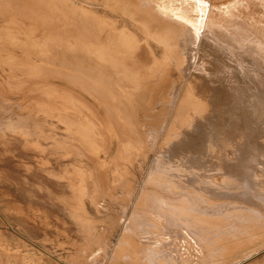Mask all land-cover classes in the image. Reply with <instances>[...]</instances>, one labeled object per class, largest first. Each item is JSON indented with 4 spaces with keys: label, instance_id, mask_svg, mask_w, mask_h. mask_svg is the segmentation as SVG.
I'll return each mask as SVG.
<instances>
[{
    "label": "bare ground",
    "instance_id": "bare-ground-1",
    "mask_svg": "<svg viewBox=\"0 0 264 264\" xmlns=\"http://www.w3.org/2000/svg\"><path fill=\"white\" fill-rule=\"evenodd\" d=\"M5 158L20 264H264V0H0Z\"/></svg>",
    "mask_w": 264,
    "mask_h": 264
},
{
    "label": "rangeland",
    "instance_id": "rangeland-1",
    "mask_svg": "<svg viewBox=\"0 0 264 264\" xmlns=\"http://www.w3.org/2000/svg\"><path fill=\"white\" fill-rule=\"evenodd\" d=\"M211 5H220L222 4L224 1L226 0H211L213 1L211 3L210 0H207ZM159 59L160 58V55L157 56ZM26 92H24L22 95L20 96H15L14 97V101H19L21 102L22 99H24L26 97ZM194 105V106H193ZM193 105H190V106H187L185 108L186 112H184V116L187 118V121L188 122H192L194 121L195 119L197 118H200L204 115V112L206 110V106H202L203 104L200 103V104H193ZM196 107V108H195ZM194 108V109H193ZM203 108V109H202ZM190 109V110H189ZM190 112H188V111ZM201 110V111H200ZM196 114V115H195ZM195 115V116H194ZM200 115V116H199ZM195 117V118H194ZM163 146H166V145H163ZM168 146V145H167ZM163 149V148H162ZM20 157H17L18 160H23V161H26V162H30L31 159L29 158V156H25V155H18ZM24 156V158L22 157ZM27 159H26V158ZM10 158H5V159H2L0 160L1 163H0V170H4L6 171V175H8L7 177L11 180H13L15 183L19 184V186L22 188L23 185V180H27L29 181L28 183L30 182H33L34 181V177L32 176H29L27 174H24V172L17 168L16 167V163L15 161H18L17 159H10L11 162L9 161ZM26 159V160H25ZM30 160V161H29ZM151 160V159H150ZM14 161V162H13ZM3 163V164H2ZM9 163V165L11 166H7ZM7 164V165H6ZM9 167V168H8ZM2 168V169H1ZM8 170H6V169ZM12 173V174H11ZM17 173V174H16ZM12 176V177H11ZM31 179V180H30ZM10 191L13 194H11V201L14 202V201H18L19 203H21V205L23 206L24 208V211L27 212V211H30V210H37L42 213H46V214H52V215H57L58 213H62V208L60 207V210H59V206L55 209H50L47 207V204L45 203H42L40 202V200H43L44 198L43 197H37L35 196L34 199H30V197H25L23 195H20V193H15V190L13 188H9ZM16 196V197H15ZM22 196V197H21ZM18 197V198H17ZM24 197V198H23ZM27 198V199H26ZM29 198V199H28ZM14 199V200H13ZM37 199V200H36ZM27 200V201H26ZM6 200L5 203H3V207H1L0 209V235H2L0 238H3L5 239L4 236H8L5 240L11 244V245H15L16 243H22L24 246H27L26 248H28V250L30 252H32V257L34 260H36L37 258L40 257L41 254H43V252H47L50 251L51 252H54L53 250H56V246H57V242H55L54 240V232L51 230L47 231V230H44L42 226H40L39 224H35V223H31V222H28V221H25L24 219L16 216V209H15V206L13 207L12 203ZM32 205H30V204ZM47 203V202H46ZM26 205V206H25ZM32 207L31 209L29 207ZM28 207V208H27ZM36 207V208H35ZM39 207V209L37 208ZM42 207V208H40ZM26 208V209H25ZM6 209H9V210H6ZM14 209V211H12ZM30 209V210H29ZM57 209V210H56ZM2 211V212H1ZM10 211V212H9ZM10 213V214H9ZM28 213H31L28 212ZM10 215V216H9ZM6 216V217H5ZM4 219V220H3ZM19 220V221H18ZM24 220V221H23ZM4 221V222H2ZM101 220H98V224L96 225V228L97 230L99 228L102 227L101 225ZM7 223V224H6ZM2 224V225H1ZM10 224V225H9ZM36 225V226H35ZM39 225V226H38ZM18 226H23L25 228V230L27 231V234L26 235H22L20 231H17L15 228H17ZM5 227H7L5 229ZM32 227V228H30ZM10 228V229H9ZM40 228V229H39ZM8 229V231H7ZM6 230V231H5ZM37 230V231H36ZM42 230V231H41ZM12 231V232H11ZM2 233V234H1ZM7 233V234H6ZM15 233V234H14ZM9 234V235H8ZM12 234V235H10ZM25 234V233H24ZM48 236V237H47ZM44 237V238H43ZM45 237H47L48 239H51L52 241V244L50 245V243L46 240H44L43 242V239H45ZM12 241V242H11ZM29 241V242H28ZM61 241H64V240H61ZM57 243V244H56ZM32 244V245H31ZM53 245V248L51 247ZM56 245V246H55ZM31 247V248H30ZM39 248V250H38ZM45 248V249H44ZM34 249V250H33ZM45 250V251H44ZM59 251L58 249L56 250V252ZM1 253V251H0ZM4 255V257H3ZM1 258H0V264H20V261H18V259L12 255V253H1L0 254ZM9 259H7L8 257ZM3 257V258H2ZM12 257V258H11ZM59 264H60V258H58L57 256H54ZM6 261H5V259ZM11 258V259H10ZM13 259V260H12ZM16 259V260H15ZM4 260V261H3ZM14 261V262H13ZM6 262V263H5ZM19 262V263H18ZM61 264H72V263H67L65 262L64 260L61 259ZM80 264H84V263H80ZM103 264V263H101Z\"/></svg>",
    "mask_w": 264,
    "mask_h": 264
}]
</instances>
